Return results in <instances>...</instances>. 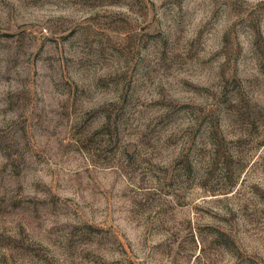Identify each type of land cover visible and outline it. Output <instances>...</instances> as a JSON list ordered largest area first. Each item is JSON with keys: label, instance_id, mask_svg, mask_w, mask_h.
Listing matches in <instances>:
<instances>
[{"label": "rangeland", "instance_id": "374dc122", "mask_svg": "<svg viewBox=\"0 0 264 264\" xmlns=\"http://www.w3.org/2000/svg\"><path fill=\"white\" fill-rule=\"evenodd\" d=\"M0 264H264V0H0Z\"/></svg>", "mask_w": 264, "mask_h": 264}]
</instances>
